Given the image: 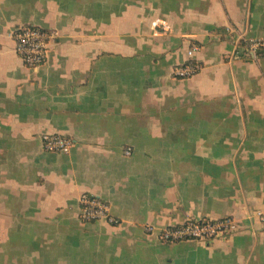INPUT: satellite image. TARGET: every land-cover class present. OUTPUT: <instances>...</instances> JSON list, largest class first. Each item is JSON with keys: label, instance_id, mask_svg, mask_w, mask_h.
Segmentation results:
<instances>
[{"label": "crops", "instance_id": "0c3cea01", "mask_svg": "<svg viewBox=\"0 0 264 264\" xmlns=\"http://www.w3.org/2000/svg\"><path fill=\"white\" fill-rule=\"evenodd\" d=\"M22 24L58 31L39 67ZM263 37L264 0H0V264H264V56L238 48ZM82 193L118 222L81 221ZM226 216L225 238H160Z\"/></svg>", "mask_w": 264, "mask_h": 264}, {"label": "built area", "instance_id": "2783aa9c", "mask_svg": "<svg viewBox=\"0 0 264 264\" xmlns=\"http://www.w3.org/2000/svg\"><path fill=\"white\" fill-rule=\"evenodd\" d=\"M14 51L22 63L31 68L42 65L47 60L50 45L58 38V31L45 29L36 25L22 24L11 32ZM243 56L255 59L264 56V37L257 39H243ZM197 44H192L187 50V56L191 58L198 50ZM238 53V52H236ZM200 65L191 60L182 65L175 66L171 74L175 78H190L200 70ZM42 147L46 151L68 153L72 140L62 134L45 133L41 135ZM131 153L130 148L124 152ZM78 218L83 222L107 220L115 224L118 220L109 212V204L102 198L82 193L78 198ZM256 221L264 226V210H257L254 214ZM238 228V221L232 216L218 219H188L183 223L164 228L160 232V238L164 242L174 243L182 240L211 241L217 238H225L234 233Z\"/></svg>", "mask_w": 264, "mask_h": 264}, {"label": "trees", "instance_id": "16d2710c", "mask_svg": "<svg viewBox=\"0 0 264 264\" xmlns=\"http://www.w3.org/2000/svg\"><path fill=\"white\" fill-rule=\"evenodd\" d=\"M238 48H239V50H240L241 52L244 51V47H243V44H242V43H240V44L238 45Z\"/></svg>", "mask_w": 264, "mask_h": 264}]
</instances>
